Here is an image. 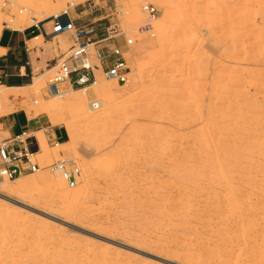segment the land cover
I'll return each instance as SVG.
<instances>
[{
  "label": "rangeland",
  "instance_id": "1",
  "mask_svg": "<svg viewBox=\"0 0 264 264\" xmlns=\"http://www.w3.org/2000/svg\"><path fill=\"white\" fill-rule=\"evenodd\" d=\"M147 6L158 10L153 21ZM0 8V34L31 25L50 33L52 17L67 13L97 30L91 65L100 67L107 43L129 68L125 82L96 70L106 97L91 87L85 101L71 88L53 98L48 65L70 51L72 33L32 39L43 60L36 86L6 91L0 114L25 109L63 137L56 146L37 133L42 169L19 177L32 180L24 195L0 194V264H264V0H0ZM113 31L115 39L101 41ZM243 114L227 144L207 153L225 139L212 127ZM57 161L80 169L75 186L46 168ZM248 220L252 227L239 228Z\"/></svg>",
  "mask_w": 264,
  "mask_h": 264
},
{
  "label": "built area",
  "instance_id": "2",
  "mask_svg": "<svg viewBox=\"0 0 264 264\" xmlns=\"http://www.w3.org/2000/svg\"><path fill=\"white\" fill-rule=\"evenodd\" d=\"M148 21L156 18L158 10L154 6L146 7ZM66 16L55 15L52 17V34L71 32L74 45L67 54L54 60L49 64L53 77L49 80L46 94L53 98L63 99L68 89L84 88L89 89L97 82L96 70L102 68L105 78L118 82H125L128 76V66L123 50L117 45L104 43V54H98L99 65H91L89 61V46L100 41L93 42L92 36L97 31L85 24L76 25L67 13ZM150 26V25H148ZM148 26H144L148 27ZM38 27V26H37ZM45 35H49L45 28L41 29ZM116 31L108 34V37L101 40H113L117 37ZM92 42V43H91ZM65 84V85H64ZM46 141L57 145L60 141L51 130V125L42 129ZM40 150L39 139L30 132H23L14 137L0 142V181L14 180L22 175L35 173L42 169L36 158V152ZM49 170L62 176L69 184L75 186L80 169L73 165L68 166L65 161H57L49 166Z\"/></svg>",
  "mask_w": 264,
  "mask_h": 264
},
{
  "label": "crops",
  "instance_id": "3",
  "mask_svg": "<svg viewBox=\"0 0 264 264\" xmlns=\"http://www.w3.org/2000/svg\"><path fill=\"white\" fill-rule=\"evenodd\" d=\"M41 33L40 25H31L22 29L9 28L1 32L0 88L5 86L9 89L6 91H11L33 82L35 66H39L43 60L37 54L35 47L31 48L29 45L32 39ZM33 57H36V62H33ZM8 96L10 100V95ZM2 107L3 104L0 103V110ZM49 125L54 136L61 141L63 136L60 128L51 124L44 116L29 115L25 109L0 114V142L23 132H30L37 136V133Z\"/></svg>",
  "mask_w": 264,
  "mask_h": 264
},
{
  "label": "bare ground",
  "instance_id": "4",
  "mask_svg": "<svg viewBox=\"0 0 264 264\" xmlns=\"http://www.w3.org/2000/svg\"><path fill=\"white\" fill-rule=\"evenodd\" d=\"M251 2V1H250ZM252 4V3H251ZM247 6V5H246ZM262 6V5H261ZM253 7V6H252ZM258 7V6H257ZM246 9V8H245ZM249 9V8H248ZM251 9V8H250ZM256 9V8H255ZM254 9V10H255ZM0 10H1V8H0ZM263 10L264 9H262V12H261V10H260V13H263ZM248 13H249V11H248ZM251 14V13H250ZM253 14V13H252ZM51 22V21H50ZM251 28V27H250ZM253 30L254 31H256L257 32V30H255L254 28L252 29V33H255V32H253ZM263 31V30H262ZM258 33V32H257ZM263 33V32H262ZM264 34V33H263ZM262 34V35H263ZM41 35L45 38V34L42 32L41 33ZM255 35H256V33H255ZM259 35V34H258ZM37 36H39V35H36L35 37H37ZM57 36V35H56ZM258 37V36H257ZM260 38V37H259ZM262 39V38H261ZM257 40V42L259 41L258 39H256ZM263 41V40H262ZM256 42V43H257ZM258 46H260L259 45V42H258ZM94 46H92V45H90L88 48H89V51L91 50H93V49H91V48H93ZM96 49H94V51H95ZM93 51V52H94ZM238 75L236 74V73H234L233 75H232V78H236ZM262 79V78H261ZM113 79H109L108 78V81H112ZM103 81L102 80H98L97 79V82H96V84L93 86L94 88H95V90L97 91V93H99V95L101 96V95H103L102 97H106V93H107V91H108V86H105V85H103ZM35 86H36V81H33L31 84H29V85H26V86H23V87H20L19 89H14V90H21V89H30V88H35ZM110 87V86H109ZM159 87V86H158ZM158 87H157V89H158ZM232 89V88H231ZM231 89H228V91L230 90L231 91ZM6 90H9V89H7L5 86L4 87H1L0 88V103L1 104H5L8 100H9V96H8V94H7V92H6ZM12 90V89H11ZM84 90H86V89H84V88H80V89H71V90H69V91H72V92H74V93H78V94H82V98L80 97V99H82L83 101H85V100H87V96L85 95L86 94V92L84 91ZM158 90H160V89H158ZM233 91V90H232ZM240 94V93H239ZM232 96V95H231ZM241 96V95H240ZM159 97V96H158ZM101 98V97H100ZM232 98V97H231ZM242 98V97H241ZM160 99V98H159ZM176 99V98H175ZM220 99V98H219ZM67 100V99H66ZM223 100H224V98H223ZM226 100V99H225ZM234 100V99H233ZM233 100H231L230 101V103H232V101ZM243 100V99H242ZM104 101V100H103ZM102 101V102H103ZM220 101V100H219ZM234 102V101H233ZM237 102V101H236ZM225 103V102H224ZM227 103V102H226ZM213 104V103H212ZM221 104V103H220ZM234 104H235V102H234ZM233 104V105H234ZM222 105H223V108L225 107V105L222 103ZM226 105H228V106H230L231 104H226ZM251 105V104H250ZM213 106H214V104H213ZM239 107V106H238ZM252 107V106H251ZM213 108V107H212ZM218 108H221V106L220 107H218ZM230 108V107H229ZM151 109V108H150ZM185 109V108H184ZM234 109V108H233ZM250 109H252V108H250ZM253 109H254V107H253ZM40 111H42L41 109H39ZM183 110V109H182ZM228 110V109H227ZM230 110V109H229ZM231 110H232V108H231ZM236 110V109H235ZM249 110V109H248ZM255 110V109H254ZM214 111H216V110H214ZM252 111V110H251ZM240 112V111H239ZM241 112H243V111H241ZM216 113V112H215ZM226 113V112H225ZM213 114V113H212ZM228 114V113H227ZM217 115H218V113H217ZM250 115V114H249ZM213 116V115H212ZM219 116V115H218ZM229 116V115H228ZM176 117V116H175ZM184 116H182V118H183ZM193 117V116H192ZM211 117V116H210ZM215 117V116H214ZM230 117V116H229ZM232 117V116H231ZM234 117V116H233ZM235 117H237V116H235ZM180 118H181V116H180ZM186 118V117H185ZM215 118H217V116L215 117ZM218 119V118H217ZM237 119V118H236ZM248 119V117L247 116H245L244 114H243V116H241V117H238V119L237 120H235L232 124H230V122H229V119L227 120V122H225V124H221V125H217L216 127H212V129L211 128H209L208 126H206V129L207 128H209V129H211L212 131H215V130H219V131H222V132H224L225 134H226V136H225V134L223 135L224 136V140H221V139H219L217 142H218V144H210L211 146H209L208 147V149H210V150H208L209 152H207V153H209V154H213L214 152V150L216 149V148H218V150H219V148H222L225 144H227V140H229V136L231 135V134H233V131H232V126H239V125H241L243 122L242 121H246ZM148 120V119H147ZM181 120V119H180ZM219 120V119H218ZM231 120V119H230ZM184 121V120H183ZM187 121V120H186ZM229 122V123H228ZM129 123V122H128ZM209 123V122H208ZM207 123V124H208ZM215 123V122H214ZM207 124H205V125H207ZM218 124V123H217ZM210 125V124H209ZM213 125V124H212ZM215 125V124H214ZM203 126V125H202ZM231 126V127H230ZM194 127V126H193ZM197 127V126H196ZM229 127H230V129H229ZM238 128V127H237ZM236 128V129H237ZM240 128H242V127H240ZM244 128V127H243ZM239 129V128H238ZM246 129V128H245ZM205 131V130H204ZM207 131H208V129H207ZM207 131H205V132H207ZM158 132V131H157ZM240 132H242L241 131V129H240ZM136 133H139L138 131L136 132ZM236 133H237V131H236ZM159 134V133H158ZM202 134V133H201ZM216 134H218V133H216ZM221 134H223V133H221ZM155 135V134H154ZM160 135V134H159ZM158 135V136H159ZM255 135V134H254ZM253 135V136H254ZM182 136V135H181ZM180 135L178 136V139H182L183 137H181ZM218 136H220V134L218 135ZM222 136V137H223ZM252 136V137H253ZM176 137V136H175ZM217 137V136H216ZM251 137V138H252ZM257 137V136H256ZM255 137V138H256ZM204 138V137H203ZM228 138V139H227ZM255 138H254V140H255ZM38 139H39V143H40V148H41V145H42V141H41V138H39L38 137ZM178 139H176V140H178ZM259 137H258V141H259ZM175 140V139H174ZM179 141V140H178ZM213 141H215V140H213ZM238 141V140H237ZM253 141V140H252ZM257 141V140H256ZM261 141V140H260ZM180 142V141H179ZM246 142V141H245ZM255 142V141H254ZM254 142H253V144H254ZM262 142V141H261ZM261 142H260V144H258L259 146L261 145ZM177 143V142H176ZM206 143V142H205ZM242 143V142H241ZM247 143V142H246ZM259 143V142H258ZM264 143V142H263ZM262 143V144H263ZM142 144H143V142H142ZM256 144V143H255ZM58 145H60V143H58L56 146H58ZM233 145V144H232ZM247 145V144H246ZM43 146V145H42ZM164 146V145H163ZM251 146V145H250ZM253 146V145H252ZM142 147V146H141ZM180 147V146H179ZM232 147V146H231ZM248 147V149H249V146H247ZM263 147V146H262ZM251 148V147H250ZM254 148H255V146H254ZM253 148V149H254ZM242 149H243V146H242ZM242 149H240V148H236V149H234V150H230V152H235V150H238V152L239 151H241ZM252 149V150H253ZM217 150V151H218ZM224 150H226V147L224 148ZM227 150H228V148H227ZM250 150V149H249ZM251 150V151H252ZM258 150H259V148H258ZM216 151V150H215ZM216 151V152H217ZM221 151V150H220ZM219 151V152H220ZM223 151V150H222ZM221 151V152H222ZM262 151V150H261ZM210 152H213V153H210ZM227 152H229V151H227ZM243 152V151H242ZM253 152H254V150L252 151V154H253ZM257 152V151H256ZM199 153V152H198ZM247 153H248V151H247ZM239 154V153H238ZM241 154V153H240ZM220 155V154H219ZM229 155L230 154H228V157H229ZM209 156V155H208ZM226 156V155H225ZM231 156H233L232 155V153H231ZM235 156V155H234ZM255 156V155H254ZM260 156V155H259ZM211 157V156H210ZM186 158V157H185ZM235 158V157H234ZM238 158V157H237ZM244 158V157H243ZM178 159V158H177ZM198 159V158H197ZM210 159V158H209ZM218 159V158H217ZM182 160H183V158H182ZM214 160H215V157H214ZM213 160V157H212V161H214ZM220 160V159H219ZM237 160V159H236ZM254 160V159H253ZM178 161V160H177ZM208 161V160H207ZM211 161V160H210ZM209 161V162H210ZM218 161V160H217ZM255 161H256V159H255ZM261 161V160H260ZM183 162V161H182ZM220 162H222V164H223V161H220ZM224 162H226V161H224ZM228 162V161H227ZM231 162V161H230ZM154 163V162H153ZM177 163V162H176ZM184 163H185V161H184ZM193 163V162H192ZM214 163V162H213ZM219 163V161L218 162H216V164H218ZM174 164V163H173ZM210 164V163H209ZM220 164V163H219ZM176 165V164H175ZM194 165V164H193ZM203 165H205V164H203ZM202 165V166H203ZM224 165H225V163H224ZM226 165H228L227 163H226ZM186 166V165H185ZM210 166H212V165H210ZM220 166V165H219ZM218 166V167H219ZM217 167V168H218ZM221 167V166H220ZM219 167V168H220ZM188 168V167H187ZM198 168V167H197ZM204 168V167H203ZM221 168H223V166L221 167ZM226 168V167H225ZM224 168V169H225ZM229 168H230V166H229ZM190 169V168H189ZM214 169H216V168H214ZM213 169V170H214ZM180 170H182V169H180ZM205 170V169H204ZM212 170V171H213ZM220 170V169H219ZM219 170H217V171H219ZM234 170V169H233ZM207 171V170H206ZM216 171V170H215ZM221 171H223L222 169H221ZM226 171V170H225ZM225 171H224V173H225ZM243 171V170H242ZM263 171V170H262ZM175 172V171H174ZM178 172V171H177ZM181 172V171H180ZM194 172V171H193ZM256 172V171H255ZM259 172V171H258ZM184 173V172H183ZM198 173V172H197ZM241 173V172H240ZM247 173V172H246ZM208 174V173H207ZM197 175V174H196ZM219 175H222V174H220V171L218 172V175H217V177H219ZM236 175V174H235ZM260 175V174H259ZM262 175V174H261ZM191 176V175H190ZM208 176V175H207ZM214 176V175H213ZM223 176V175H222ZM263 177H264V174L262 175ZM216 177V176H215ZM241 177V176H240ZM244 177V176H243ZM249 177H251V176H249ZM221 178V177H220ZM223 178V177H222ZM229 179H231L230 177H229ZM250 179V178H249ZM257 179V178H256ZM211 180V179H210ZM216 180H218V179H216ZM228 180V179H227ZM226 179H225V181L224 182H226L227 181ZM233 180V179H232ZM255 180V179H254ZM4 181V180H3ZM188 181H189V179H188ZM192 181V180H191ZM213 181H215V180H213ZM230 181V180H229ZM261 181V180H260ZM13 185H2V186H0V194H2V195H6V196H14V194H21V195H24L25 193V190L27 189V187H28V185L32 182V180L31 181H24V180H21L19 177L18 178H16V179H14V180H11L10 181ZM174 182V181H173ZM223 182V181H222ZM221 182V183H222ZM171 183V182H170ZM198 183V182H197ZM229 183V182H228ZM191 184V183H190ZM226 184V183H225ZM260 185V184H259ZM200 186V185H199ZM231 186V185H230ZM230 186H228L227 185V189H229L230 188ZM195 187V186H194ZM220 187V186H219ZM229 187V188H228ZM226 188V187H225ZM232 188V187H231ZM253 188V187H252ZM259 188V187H258ZM222 189V188H221ZM186 190V189H185ZM189 190V189H188ZM192 190V189H191ZM190 190V191H191ZM230 191L231 190H233V188L232 189H229ZM228 190V191H229ZM241 190H243V189H241ZM254 190V189H253ZM259 190V189H258ZM197 191V190H196ZM235 191V190H234ZM233 191V192H234ZM224 192V191H223ZM185 193V192H184ZM194 193V192H193ZM228 193V192H227ZM230 193V192H229ZM261 193V192H260ZM263 193H264V191H263ZM182 194V193H181ZM231 194H233V193H231ZM158 195V194H157ZM226 195H228V194H226ZM163 196V195H162ZM184 196V195H183ZM221 196V195H220ZM233 196V195H232ZM249 196V195H248ZM29 197V196H28ZM228 197V196H227ZM190 198V197H189ZM222 198V197H221ZM228 198H230V194H229V197ZM260 198V197H259ZM165 200V199H164ZM227 200V199H226ZM264 200V199H263ZM152 201V200H151ZM185 201V200H184ZM220 202V201H219ZM249 202V201H248ZM218 204V203H217ZM254 204H256V203H254ZM192 205V204H191ZM229 205V204H228ZM257 205V204H256ZM184 206V205H183ZM226 206V205H225ZM224 206V207H225ZM258 206V205H257ZM248 207V206H247ZM233 208V207H232ZM232 208H230V210H232ZM249 208V207H248ZM252 208V207H251ZM258 208V207H257ZM189 209V208H188ZM228 209V208H227ZM179 210V209H178ZM239 210V209H238ZM238 210H237V212L236 213H238ZM253 210V209H252ZM173 211V210H172ZM239 211H241V210H239ZM167 212V211H166ZM230 212H232V211H230ZM233 212H234V209H233ZM250 212V211H249ZM179 213V212H178ZM255 213V212H254ZM8 214H10V215H12L11 213H8ZM231 214V213H230ZM240 214V213H239ZM257 214V213H256ZM172 215V214H171ZM242 215V214H241ZM253 215V214H252ZM206 216V215H205ZM236 216V215H235ZM232 218H233V216H232ZM242 218V217H241ZM251 218V217H250ZM235 219H236V217H235ZM208 220V219H207ZM237 220V219H236ZM259 220V219H258ZM7 221V220H6ZM10 221V220H9ZM8 221V222H9ZM234 221V220H233ZM239 221V220H238ZM244 221V220H243ZM249 221V220H248ZM4 222V221H3ZM10 222H12V223H14L12 220L10 221ZM240 222V221H239ZM257 222V221H256ZM6 223V222H5ZM4 223V224H5ZM223 224V223H222ZM240 224V223H239ZM238 224V225H239ZM6 225V224H5ZM25 225V224H24ZM240 225H242V227H239V228H243V229H245V228H249L250 226L252 227L253 226V222L252 221H249V222H242L241 221V224ZM13 226V225H12ZM21 226H23V225H21ZM257 226V225H256ZM6 227H7V225H6ZM230 228H231V226H230ZM235 229V228H234ZM247 230V229H246ZM245 230V231H246ZM21 231V230H20ZM26 231V230H25ZM240 231V230H239ZM247 232V231H246ZM33 233V232H32ZM234 233H236V232H234ZM239 233V232H238ZM232 234V233H231ZM243 234V233H242ZM246 234V233H245ZM32 235V234H31ZM228 235V234H227ZM234 235V234H233ZM250 235V234H249ZM8 236V235H7ZM241 236V235H240ZM244 236V235H243ZM30 237V236H29ZM50 237V236H49ZM229 237V236H228ZM235 237V236H234ZM263 237V236H262ZM48 238V237H47ZM239 238V237H238ZM238 238H236V239H238ZM241 238V237H240ZM4 239H6V238H4ZM242 239V238H241ZM2 240V239H1ZM23 240V239H22ZM233 240H234V238H233ZM244 240V239H243ZM4 241H6V240H4ZM241 241V240H240ZM3 242V241H2ZM20 242H21V240H20ZM31 243V242H30ZM40 243V242H39ZM46 243V242H45ZM256 243V242H255ZM3 244V243H2ZM28 244V243H27ZM20 245H22V244H20ZM49 245V244H48ZM60 246V245H59ZM2 247V246H1ZM73 247V246H72ZM18 248V247H17ZM21 248V247H20ZM23 248V247H22ZM29 248V247H28ZM41 248V247H40ZM47 248V247H46ZM75 248V247H74ZM54 249V248H53ZM1 250H2V248H1ZM27 250V249H26ZM28 250H30V249H28ZM27 250V251H28ZM47 250V249H46ZM71 250V249H70ZM52 251V250H51ZM62 251V250H61ZM60 251V252H61ZM44 252V251H43ZM55 252V251H54ZM1 253V252H0ZM17 253V252H16ZM22 253V252H21ZM26 253V252H25ZM31 253H32V251H31ZM35 253V252H34ZM49 253V252H48ZM27 254H28V252H27ZM26 254V255H27ZM21 255V254H20ZM25 255V254H24ZM23 255V256H24ZM30 255V254H29ZM53 255V254H52ZM9 256V255H8ZM14 256V255H13ZM38 256V255H37ZM36 256V257H37ZM60 257H61V255H59ZM66 256V255H65ZM15 257H16V255H15ZM42 257V256H41ZM56 257V256H55ZM63 257V256H62ZM14 258V257H13ZM0 259H1V257H0ZM44 259V258H43ZM43 259H42V261H43ZM66 259H72L71 257H67ZM11 260V259H10ZM15 260V259H14ZM55 260V259H54ZM17 261V260H16ZM18 262H19V259H18ZM63 262H64V260H63ZM51 263V262H50ZM53 263V262H52ZM62 263V262H61ZM9 264V263H8ZM24 264V263H23ZM49 264V263H48ZM67 264V263H66ZM70 264H75V263H70Z\"/></svg>",
  "mask_w": 264,
  "mask_h": 264
}]
</instances>
